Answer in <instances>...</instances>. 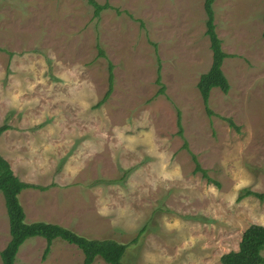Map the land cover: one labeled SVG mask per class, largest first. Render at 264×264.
Returning a JSON list of instances; mask_svg holds the SVG:
<instances>
[{"label": "rangeland", "instance_id": "374dc122", "mask_svg": "<svg viewBox=\"0 0 264 264\" xmlns=\"http://www.w3.org/2000/svg\"><path fill=\"white\" fill-rule=\"evenodd\" d=\"M94 1L111 8L97 18L89 0H0V154L21 181L52 185L19 194L25 223L125 244L122 264H222L264 226V198L239 200L264 194V0L215 1L230 89L207 106L204 0ZM108 62L114 90L98 105ZM10 237L0 192V252ZM46 247L27 239L15 264H83L75 245Z\"/></svg>", "mask_w": 264, "mask_h": 264}, {"label": "trees", "instance_id": "16d2710c", "mask_svg": "<svg viewBox=\"0 0 264 264\" xmlns=\"http://www.w3.org/2000/svg\"><path fill=\"white\" fill-rule=\"evenodd\" d=\"M216 0H204V9L206 13V35L210 40V48L213 54L210 69L202 74L199 78L197 88L202 97L204 104L207 106L211 91L215 88L220 89L223 93H228L230 89L229 81L223 73L222 66L224 61L230 57L222 47V40L216 32L214 3ZM94 7V16L100 17L102 11L111 8L108 3L98 4L94 0H89ZM264 22V17H263ZM264 37V30H263ZM99 54L105 57L100 49ZM114 66L108 62V88L98 105L105 103L112 95L114 90ZM157 84H161L160 69L156 80ZM162 85L159 94L164 93ZM208 111V110H207ZM211 114L210 111H208ZM229 125L239 131V127L230 119H227ZM178 127L181 132V114L178 113ZM10 129L7 124L0 125V136ZM195 163V173L200 172L210 182L218 185V182L212 180L207 175V170L203 169L197 158L192 156ZM51 186H41L21 181L11 169L10 164L0 154V192L4 195L7 215L10 227V241L7 246L0 252L2 264H15L16 256L19 248L23 243L33 237H41L47 241L45 256L49 253L52 242L55 239H61L69 244L75 245L84 255L83 264H93L97 257L103 259L107 264H122V259L127 249V245L118 243L113 240H94L87 239L78 235L74 231L64 228L57 224L36 222L25 223L24 209L19 200V194L25 189H36L46 191ZM247 196H256L264 198V194H258L250 190L239 197L241 200ZM264 226L251 225L245 230L239 243L238 250L230 251L221 257L222 264H264Z\"/></svg>", "mask_w": 264, "mask_h": 264}]
</instances>
